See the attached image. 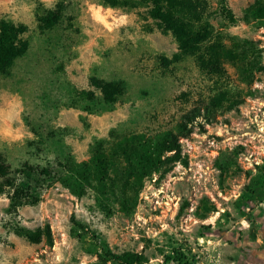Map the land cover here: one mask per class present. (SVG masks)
<instances>
[{"label": "rangeland", "instance_id": "obj_1", "mask_svg": "<svg viewBox=\"0 0 264 264\" xmlns=\"http://www.w3.org/2000/svg\"><path fill=\"white\" fill-rule=\"evenodd\" d=\"M58 3L60 21L40 31L37 18ZM263 3L204 0L209 38L196 55L168 63L177 45L146 7L0 0V21L25 25L29 43L0 74V161L13 183L0 194V264H101L105 248L140 253L143 264H264V22L250 16ZM91 77L123 81L125 91L105 104ZM219 94L225 101L206 115ZM193 109L179 140L186 163L147 180L131 210L59 182L63 165L88 160L96 140L108 148L124 136L175 131ZM15 187L37 202L10 208ZM202 201L213 206L204 217ZM46 226L51 245L13 233Z\"/></svg>", "mask_w": 264, "mask_h": 264}, {"label": "trees", "instance_id": "obj_2", "mask_svg": "<svg viewBox=\"0 0 264 264\" xmlns=\"http://www.w3.org/2000/svg\"><path fill=\"white\" fill-rule=\"evenodd\" d=\"M204 0H101L104 7L132 9L138 6L147 8L148 16L156 23L164 34H170L177 45V52L168 63H175L188 56H194L200 46L211 34L207 22L201 21V10ZM61 4L58 3L53 10L47 11L37 18V27L40 31L53 28L61 19ZM250 16L264 22V3L250 11ZM27 31L23 24L15 25L12 22L0 21V74L6 75L14 61L28 50L29 43L22 38ZM225 56L229 55L224 52ZM89 85L99 91L105 104L116 103L125 91L123 81H104L91 77ZM81 95L88 100L94 99L91 91H82ZM225 101L224 94L215 97L211 106L204 108L206 115H211L213 110L220 107ZM198 109H193L185 114L176 125L175 131L165 130L154 135L143 133L124 136L108 148L102 140H96L92 145V155L83 162L68 161L63 165V174L59 182L73 195L83 197L87 190L95 191L99 196L115 200L124 211L135 207L136 199L144 183L151 180L152 176L167 169L172 163H186V158L181 155L180 135L189 132V125ZM10 168L0 161V194L5 187L13 188L9 177ZM22 188L15 187L10 196V208H18L26 204H35L36 198H27L22 194ZM187 203L184 202L179 214L183 213ZM199 209L201 217L213 209L207 201H202ZM16 236L23 237L31 244H38L45 239L52 244L50 230L13 228ZM97 258L101 264L114 262L116 264H143L146 258L140 253L124 252L114 254L105 248ZM177 255H181L178 254ZM167 260L174 259L167 257ZM178 261L180 259H177Z\"/></svg>", "mask_w": 264, "mask_h": 264}]
</instances>
